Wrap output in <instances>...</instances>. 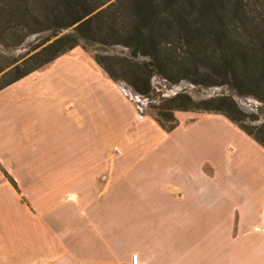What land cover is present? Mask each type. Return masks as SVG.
<instances>
[{
    "label": "crops",
    "instance_id": "1",
    "mask_svg": "<svg viewBox=\"0 0 264 264\" xmlns=\"http://www.w3.org/2000/svg\"><path fill=\"white\" fill-rule=\"evenodd\" d=\"M175 118L140 116L78 49L2 89L0 264H264V149Z\"/></svg>",
    "mask_w": 264,
    "mask_h": 264
},
{
    "label": "trees",
    "instance_id": "2",
    "mask_svg": "<svg viewBox=\"0 0 264 264\" xmlns=\"http://www.w3.org/2000/svg\"><path fill=\"white\" fill-rule=\"evenodd\" d=\"M33 35L27 52L39 50L0 67L13 66L0 91L80 45L100 44L127 50L94 62L147 102L155 76L169 86L226 85L264 104V0H0V44L16 49ZM174 112L222 115L264 147V122L248 128L229 97L193 101L179 93L152 118L168 133L177 126Z\"/></svg>",
    "mask_w": 264,
    "mask_h": 264
},
{
    "label": "rangeland",
    "instance_id": "3",
    "mask_svg": "<svg viewBox=\"0 0 264 264\" xmlns=\"http://www.w3.org/2000/svg\"><path fill=\"white\" fill-rule=\"evenodd\" d=\"M35 36L36 35H33V36L29 37L28 39H26L24 41V43L16 49H13L11 46H5L3 43L0 44V67L3 66V64H5V62L9 61L10 59L19 58L20 56L24 55L30 48H32L36 43V42L33 43ZM42 37H44V36H42ZM74 49H78L79 51H82L86 55L87 59L92 61L93 63H95L94 57L105 58V57H111V56H116V57L128 56L127 50L121 46H101L100 44H84V45H80L79 47H76ZM38 50L39 49H36L33 52H29V53L27 52V54H25V56L21 60H19L18 63L27 59L29 56L33 55ZM70 52H68V53H70ZM47 66H45V67H47ZM12 67L13 66L9 67L8 69H6L0 73V80L3 76V74L5 72H7L9 69H11ZM45 67H43V68H45ZM43 68H41V69H43ZM186 82H188V81H186ZM186 82L185 81L180 82L176 86H171V85L169 86V85H167V83L162 82L161 79H158L157 77L154 76L152 79V84H151L152 85V91H153L152 97H154V98L150 99V101L147 102L146 99L139 98V97L132 94L133 99L129 100V101L132 102V104L134 105L138 114H139V111H141L140 114L142 115V117L148 116L151 120H153L152 116L156 113V109L163 107L164 104L166 103V101L168 99H170L171 97L175 96L176 94L184 93V94L188 95L193 101L205 100V99H209L211 97L225 96V97L231 98L232 101L235 103L237 109L244 116V119H245L244 124L248 128L257 129L264 122V104L260 103L259 101L255 100L251 97L238 96L234 90H232L229 86H226V85L215 86V87H210V88H202L199 86H192V85L188 84L189 82L188 83H186ZM114 84L116 86L119 85L118 83H114ZM119 86H120V88H122L121 84ZM119 86H118V88H119ZM120 88H119V91H120ZM124 91L128 92V88ZM176 113L177 112L173 113L174 118H175ZM216 115H219V114H216ZM220 116H222V115H220ZM222 117H224V116H222ZM230 124L232 125L231 126L232 131L236 130V131L242 133L243 135H245L246 137H249L242 130H240L238 128V126H236L235 124H233L231 122H230ZM232 134H234V133L232 132ZM249 138H251V137H249ZM259 146L264 149V147H262L261 145H259ZM233 206L236 207V205H233ZM236 209H237V207H236ZM234 235H237V234L234 233ZM230 245H231V243H230ZM233 259H234L233 261L236 260L235 257Z\"/></svg>",
    "mask_w": 264,
    "mask_h": 264
},
{
    "label": "built area",
    "instance_id": "4",
    "mask_svg": "<svg viewBox=\"0 0 264 264\" xmlns=\"http://www.w3.org/2000/svg\"><path fill=\"white\" fill-rule=\"evenodd\" d=\"M119 86V85H118ZM122 88H120V86H119V88H120V91L122 92V94H123V96L126 98V99H128V100H132L133 99V97H132V94L133 95H135V96H137V97H139V98H141L140 96H138V95H136V94H134V93H132L129 89H128V92H125L124 90H126L127 88H125L124 86H121ZM143 99V98H142ZM138 109V108H137ZM137 111V110H136ZM139 111V110H138ZM140 112L141 111H139V114H140ZM141 115V114H140ZM129 264H141L140 262H139V258H138V256L137 255H133L132 257H131V259H130V263Z\"/></svg>",
    "mask_w": 264,
    "mask_h": 264
}]
</instances>
